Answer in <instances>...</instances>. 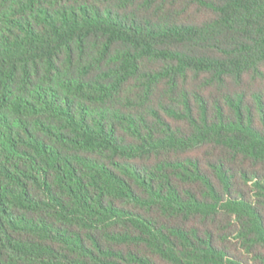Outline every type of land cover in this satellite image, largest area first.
Listing matches in <instances>:
<instances>
[{
  "label": "trees",
  "instance_id": "1",
  "mask_svg": "<svg viewBox=\"0 0 264 264\" xmlns=\"http://www.w3.org/2000/svg\"><path fill=\"white\" fill-rule=\"evenodd\" d=\"M0 264H264V0H0Z\"/></svg>",
  "mask_w": 264,
  "mask_h": 264
}]
</instances>
